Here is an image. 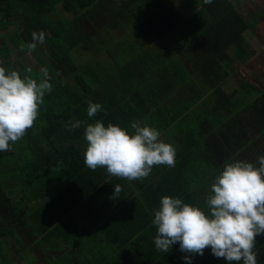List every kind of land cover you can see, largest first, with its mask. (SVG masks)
<instances>
[{
    "label": "trees",
    "instance_id": "obj_1",
    "mask_svg": "<svg viewBox=\"0 0 264 264\" xmlns=\"http://www.w3.org/2000/svg\"><path fill=\"white\" fill-rule=\"evenodd\" d=\"M59 1L0 0V30L13 26L10 39L20 54L27 52L26 48L20 51V45L31 41L33 31L45 33V55L37 49L32 52L38 67L30 74L23 68L21 78L27 74L39 82L40 68L47 67L53 86L39 106L33 127L20 141L10 143L8 151L0 152V208L6 209L8 194L14 192L6 184L17 185L15 179L26 185L50 183L53 176L64 185L73 175L82 178L75 181L85 184L87 125L100 121L105 127L112 124L132 134L133 122L147 119L146 123L155 125L158 111L173 105L177 112H170L156 129L164 130L186 111L199 112L194 127L199 141L188 126L179 133L176 151V166L181 162L185 168L187 157L195 159L194 150L199 146V166L185 180L182 175L166 183L170 192L162 188L156 195L181 196L183 203L188 201L207 212L205 198L224 165L237 160L256 162L264 155V86L254 88L244 81L224 91L230 65L242 62L247 50L242 35L246 24L234 4L230 0L211 4L193 0L195 8L184 16L172 0H75L81 10L63 20L54 15ZM7 54L8 47L1 46L0 55ZM101 55L105 62L97 59ZM89 102L102 106L93 117L87 116ZM77 121L80 127L69 131ZM107 176L103 168L86 183L90 187L104 184ZM179 184L183 186L175 195ZM192 193L199 197L196 203ZM160 200L155 197L153 202L160 204ZM67 206L50 216L47 226L62 215L67 218ZM254 251L257 264H264V234L256 237ZM171 256L177 260L174 264H188L177 254ZM190 259L191 264H228L212 255L210 248L203 256ZM163 260L157 263L163 264Z\"/></svg>",
    "mask_w": 264,
    "mask_h": 264
},
{
    "label": "crops",
    "instance_id": "obj_2",
    "mask_svg": "<svg viewBox=\"0 0 264 264\" xmlns=\"http://www.w3.org/2000/svg\"><path fill=\"white\" fill-rule=\"evenodd\" d=\"M230 1L246 24L242 35L247 42L244 60L235 61L231 72L241 76L247 73L246 79L242 80L254 84L249 73L254 72L255 75L258 71L255 61L264 62L261 58L264 56V0ZM2 45H6L5 42ZM231 90L225 83L224 91ZM163 109L156 114L155 119L159 120L155 125L139 121L141 126L146 124L157 128L170 117V112H177L173 105ZM198 117L199 112L186 111L180 114L164 130H158V139L172 145L177 151L180 148V131L190 126L192 136L195 134L199 141V132L194 128ZM129 131L134 134L132 128ZM194 153L195 159L187 157L191 166L188 163L182 168L180 162V167H177L175 154L174 167L153 166L149 176L142 180L128 181L108 175L104 184L90 187L86 183L87 179L96 177L103 168L93 171L88 167L83 169L85 184L75 181L82 178L73 175L68 177V183L64 185H60V181L53 176L50 183L39 181L24 185L19 178L15 179L17 185H14L10 180L13 184H6V188L14 192L8 194L6 209L0 208V264H158L160 259H164L163 264H174L177 260L171 253L183 259L187 254L176 250L178 243L166 253L156 250V228L152 219L160 204L153 200L165 195L170 197L167 193L160 196L156 193L162 188L170 192L166 183L174 182L182 175L185 180L186 174L199 166L196 159L199 146ZM160 171L164 176H160ZM117 184L122 187V191L119 198L113 199L114 186ZM182 186H177L175 195L179 194ZM191 195L196 203L199 197L194 193ZM77 196L81 198L69 204ZM48 198L50 200L46 204ZM66 203L68 206L64 214L67 213V218L62 215L53 225L47 226L48 218L60 213ZM184 203L189 205L188 201ZM155 204L156 208L152 207ZM41 205L43 207L38 209Z\"/></svg>",
    "mask_w": 264,
    "mask_h": 264
},
{
    "label": "clouds",
    "instance_id": "obj_3",
    "mask_svg": "<svg viewBox=\"0 0 264 264\" xmlns=\"http://www.w3.org/2000/svg\"><path fill=\"white\" fill-rule=\"evenodd\" d=\"M211 4L213 0H203ZM45 42L43 31H33L31 41L20 45V51L32 53ZM37 82L31 75L0 67V152L9 150L10 143L20 141L33 127L44 96L52 91L47 67L40 68ZM32 73V68L26 69ZM102 110L99 103L89 102L87 116ZM81 122L71 125L79 128ZM134 134L100 121L85 128L87 142L84 164L95 171L104 168L110 176L128 181L149 176L153 166H175V148L160 141L159 131L139 121L131 124ZM122 187L114 186L113 199L119 198ZM207 212L183 203L179 198L164 196L155 211L152 224L156 228L154 245L157 251L168 252L178 243L183 257L191 264V256H203L206 248L228 264H257L256 237L264 234V155L256 162L237 160L225 164L216 175L204 201Z\"/></svg>",
    "mask_w": 264,
    "mask_h": 264
},
{
    "label": "rangeland",
    "instance_id": "obj_4",
    "mask_svg": "<svg viewBox=\"0 0 264 264\" xmlns=\"http://www.w3.org/2000/svg\"><path fill=\"white\" fill-rule=\"evenodd\" d=\"M173 3L177 6V8L181 11V13L185 16H187L190 12L193 11L195 8V1L193 0H172ZM55 16L60 17L63 20H66L70 18L71 16L75 15L78 11H80V6L75 2V0H60L55 7ZM1 31V30H0ZM13 33V26L8 25V27L5 30H2L0 32V47L2 45V41L5 42L6 46L8 47V54L7 56H2L0 55V67H4L6 72L15 70L19 74L21 73V70L23 68H29L31 67L32 69L36 70L38 67V64L36 60L34 59V56L30 53L25 52L24 54H20L13 45L10 35ZM3 34V36H2ZM51 45H53L51 43ZM264 48V47H263ZM262 48V49H263ZM37 50L41 55H45V47L41 44L37 46ZM83 56V55H82ZM262 60H264V56L261 57ZM259 58V60L261 59ZM97 59L102 63L104 61V55L97 56ZM6 60V61H5ZM5 61V62H4ZM105 64V63H104ZM234 64V63H233ZM231 64L229 67L230 70V75L231 77L230 80H226L227 85H229L230 90L237 87L242 79H246L248 76L247 73L244 74V76H241L239 73L237 75L236 73L232 74V70L234 69V65ZM255 66H257L258 71L253 75L252 72L249 73L253 83L254 88H261L264 86V62L261 61H255L254 62ZM232 69V70H231ZM246 80H242L244 82ZM148 122L147 119L143 121V123Z\"/></svg>",
    "mask_w": 264,
    "mask_h": 264
}]
</instances>
